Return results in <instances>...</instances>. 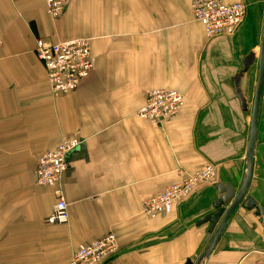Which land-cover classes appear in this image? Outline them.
<instances>
[{
  "label": "crops",
  "instance_id": "crops-1",
  "mask_svg": "<svg viewBox=\"0 0 264 264\" xmlns=\"http://www.w3.org/2000/svg\"><path fill=\"white\" fill-rule=\"evenodd\" d=\"M194 0H66L57 20L45 0H0V264H70L80 247L109 233L115 264H197L220 222L216 184L240 190L258 64L233 78L260 52L264 0L243 3L247 15L231 37L207 38ZM91 40L94 69L71 94L52 93L36 41ZM185 97L180 114L160 125L138 111L153 90ZM63 138H78L62 187L69 221L52 225L56 197L37 184L41 156ZM209 163L216 183L199 187L165 217L143 214L146 200ZM264 207V102L248 190ZM206 264H264V217L242 205Z\"/></svg>",
  "mask_w": 264,
  "mask_h": 264
},
{
  "label": "built area",
  "instance_id": "built-area-1",
  "mask_svg": "<svg viewBox=\"0 0 264 264\" xmlns=\"http://www.w3.org/2000/svg\"><path fill=\"white\" fill-rule=\"evenodd\" d=\"M47 14L54 20L65 12L66 0H45ZM194 19L201 24L210 40L231 37L243 24L247 7L237 2L229 4L226 0H194L192 4ZM2 42H0V50ZM36 56L43 64L46 77L53 94L67 95L76 92L82 82L94 69L91 40L76 38L60 43L45 39L36 41ZM185 105V97L176 90L159 89L149 92L144 106L137 116L155 125L176 118ZM82 141L78 138H63L58 147L37 162L35 175L37 184L51 188L56 197L53 214L48 218L52 225L66 224L69 221V207L62 187V178L68 169V158L79 149ZM218 166L209 163L195 174L186 176L164 192L146 200L143 214L149 219L165 217L173 206L188 199L199 187L216 183ZM118 252V239L113 233L84 245L77 250L70 264H115L112 259Z\"/></svg>",
  "mask_w": 264,
  "mask_h": 264
},
{
  "label": "water",
  "instance_id": "water-1",
  "mask_svg": "<svg viewBox=\"0 0 264 264\" xmlns=\"http://www.w3.org/2000/svg\"><path fill=\"white\" fill-rule=\"evenodd\" d=\"M256 63L258 64V78L253 97L251 131L247 147V174L239 191L230 185H215V189L220 194V198L214 204L215 210L218 212L215 216L216 218L219 216L222 218L220 222L212 225L210 229L212 237L197 264H206L209 260L221 236L227 228L229 219L240 205L247 210L256 209L257 215H262L264 217V207L259 206L251 196L247 195L253 175L255 147L258 138V119L262 101L264 102V23L258 58L255 53H249L242 61L241 71L233 78L235 94L244 112L248 111V102L241 90V79ZM186 264H192V262L188 261Z\"/></svg>",
  "mask_w": 264,
  "mask_h": 264
},
{
  "label": "rangeland",
  "instance_id": "rangeland-1",
  "mask_svg": "<svg viewBox=\"0 0 264 264\" xmlns=\"http://www.w3.org/2000/svg\"><path fill=\"white\" fill-rule=\"evenodd\" d=\"M252 99H253V97H252Z\"/></svg>",
  "mask_w": 264,
  "mask_h": 264
}]
</instances>
